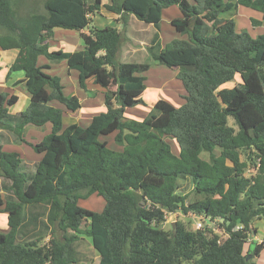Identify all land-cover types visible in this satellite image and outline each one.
<instances>
[{"label": "trees", "instance_id": "16d2710c", "mask_svg": "<svg viewBox=\"0 0 264 264\" xmlns=\"http://www.w3.org/2000/svg\"><path fill=\"white\" fill-rule=\"evenodd\" d=\"M28 3L0 0V49L17 51L9 78L23 73L15 87L24 85L32 98L25 111L12 114L18 96L0 93V214L9 228L0 232V264H78L83 222L99 264H258L264 241H251L246 252L245 245L257 233L253 223L264 220V35L238 32L235 20L223 15L243 6L263 15L262 22L252 20L259 27L264 0H202L198 6L188 0H43L46 14ZM174 6L182 17L170 24L187 39L163 48V12ZM102 9L117 16L116 25L90 28ZM131 17L156 29L147 48L151 63L119 60ZM56 29H90L82 34L84 49L51 51ZM40 57L49 65L40 66ZM61 63L78 73L89 96L96 95L88 81L105 90L107 111L88 126L64 129L65 111L53 105L70 113L82 108L79 97L65 94L61 78L47 72ZM153 64L178 69L185 104L159 100L143 120H126V109L144 104L143 75ZM237 75L240 84L222 88ZM47 124L51 133L40 142L26 140L27 127ZM113 134L120 152L100 140ZM167 138L177 142L178 156ZM7 144H25L42 159L31 165L4 151ZM185 180L198 200L188 203L181 193ZM92 195L104 199L102 212L79 206ZM175 213L196 214L205 225L164 231L166 215ZM206 221L227 238L209 237Z\"/></svg>", "mask_w": 264, "mask_h": 264}, {"label": "rangeland", "instance_id": "374dc122", "mask_svg": "<svg viewBox=\"0 0 264 264\" xmlns=\"http://www.w3.org/2000/svg\"><path fill=\"white\" fill-rule=\"evenodd\" d=\"M102 10L104 12V15L103 14L98 15V19H99L98 21L99 22L97 20H95L93 27L94 28H102V26H100V23L105 24V25H109V26H115L116 23L109 19L110 16H115V15L108 13L105 9H102ZM229 16H230V14H224L223 15V17L226 19H229L228 18ZM239 21H243V19L240 18ZM103 27H107V26H103ZM246 28H248L250 31H252L251 25L248 24V26ZM246 28L243 30H247ZM243 30L239 29L238 31H243ZM2 33H3V31L0 29V34H2ZM261 33H264V32H261ZM124 37H125V35H124ZM125 43H124V45L127 46V44H125ZM146 50L147 49H145V52H143L140 55H139L140 52H138L137 54L134 55V58H133V56H131L129 58V56L123 54L122 59L128 63H133V62H136V63L149 62V63H151L149 54ZM67 51H71V49L67 50ZM10 53H14V51H10ZM58 72L61 73L60 77H61L62 83L65 87V90H64L65 94L66 95H75V96L79 97L82 101V108L76 113L68 112L59 103L53 104L54 106L61 108L65 111L64 129L66 127H68L69 125L76 123V122L78 124H80L81 126L85 127V125H89L90 121L92 120V118L94 116L100 115L102 113H106L107 109L105 106V100H104L103 94L100 96H97L96 92L94 91V90H97V88H99L98 86H95L92 82L88 83V86L90 87L89 89L92 90V92L96 95V96L91 97V96H89L88 93H85V91H83L79 87L78 76L75 78L76 75H75L74 71L72 73L73 76H71V77H69L66 73H63L64 71L61 67L58 69ZM167 74L171 76L173 73L171 70L167 69L164 66H159V65H154V64L152 65V69L148 73H146V77H147L146 82H145L146 91L142 96L144 104L140 105L136 108L126 109L125 114H124V117L126 120H138V121L143 120L145 117L148 116L149 111L152 110L153 104L159 100L168 101L173 106L175 105L176 108H179V105H181V103H182L181 102L182 98H183L182 97V91L184 90V88L182 85H179L180 88L177 87L178 85L175 81V78L170 80V77L166 76ZM158 76H160V78ZM163 78H166L167 80H169V83L164 84V88H163V91H164L163 95H165V99L162 98V99L156 100L158 97L157 95H159L158 91L160 90ZM240 83H241V80H240V77L238 75L235 78L234 82L229 84L228 86L232 87V86L238 85ZM110 90H114V87H111ZM185 95H186V92H185ZM23 105L24 104L22 103L21 106H23ZM18 107H19V104L17 106L13 107L14 111H16L18 109ZM229 125L232 127H235L234 120L231 118L229 119ZM50 129H51L50 125H48V127L45 126L43 128H36L33 126H29V127H27V131L25 133V138L29 142H33V143L40 142L46 135L51 133ZM112 138H113V136L101 137L100 140L102 142H106L111 147L112 142H113V141H111ZM167 142L171 145L172 152L178 156L180 154L179 153L180 149H179L177 142L174 139H170V138H167ZM21 149L23 152L22 157L25 159V150H30V147L23 144ZM35 155H37V154H35ZM31 158L32 157L27 159V157H26V160L31 165L35 164V163H31V162H33V159H31ZM202 158L208 160V154H206V153L202 154ZM243 159H244V157H243ZM0 180H2V179H0ZM0 190H1V184H0ZM180 191H181V193H183L187 196V202L188 203L194 202V201L199 199L195 195L194 186L192 185V183L189 180H185V181L181 182V190ZM79 206L84 208V209H87V210H90V211H93L96 213H100L104 209L105 201L102 197H100L98 195H92L91 197H89L85 200H81L79 202ZM6 219H7L6 215L0 214V232L1 233L7 232L9 230ZM257 221H263V222L256 223L255 226L253 225V228L257 230V233H255L256 236L253 235L251 237V239L248 241V243L245 245V252L248 249V245L251 243V241L254 238H255L257 243H261L262 241H264V220H257ZM200 223H203V226L205 225L203 218L196 215V214H193V213H189L187 215H184L181 213L167 214L166 215V221L162 225V229L164 231H167V232L172 234L177 229L178 224H180L187 231L195 232L196 230L199 229L198 224H200ZM174 224H176L175 228L173 227ZM206 226H208V228H209L208 233H207L209 237L216 235L222 241H224L227 238L225 236V234H223L221 231H219L216 222H215V224H211V223L208 224V221H207ZM88 229H89V224L87 222L81 223L80 230L82 233H79V235H78L81 238V240L78 242V246H77L78 264H99V261H100L99 254L95 251V249L92 245V240H91L90 236L88 234H86ZM259 229H260V231H258ZM62 235H63L62 232H60L57 228L54 229V236L58 240H62ZM48 240H49V238L44 240V242H41V244L43 245ZM255 260L258 264H264V250L261 253L260 257L258 259H255Z\"/></svg>", "mask_w": 264, "mask_h": 264}, {"label": "crops", "instance_id": "0c3cea01", "mask_svg": "<svg viewBox=\"0 0 264 264\" xmlns=\"http://www.w3.org/2000/svg\"><path fill=\"white\" fill-rule=\"evenodd\" d=\"M27 1L29 2L28 3L29 5H27V6L31 7L32 11L35 8V9H38V11L40 13L46 14V10L44 8L43 0H27ZM34 1H37V2L34 3ZM188 1L192 5L198 6V2L200 3V1H202V0H188ZM225 1L227 2L229 0H225ZM23 13L25 14V6L23 7ZM102 14L104 15L103 10H101L95 16L92 17L93 23H92L90 28H93V24L95 23V20H97V21L99 20L98 15H102ZM110 14H112V13H110ZM112 15H114V14H112ZM181 17H182V14H181L179 8L176 6L171 7V8H169L163 12L162 23L160 25V40H161V45L163 48L166 47L173 40H186L187 39V36H182L181 34L177 33L175 31V29L170 24L173 19L181 18ZM228 18H232L235 20L237 31L239 29H242V30L245 29L249 24V25H251L252 31H250L248 28H246V29L249 31V33L251 34V36L253 38L258 37L259 35H264V33H261V32H264V23H263V25H261L259 27H254L252 25V20H257V21H261V22L263 21V15L257 11H254L252 9H249V8H246L243 6H239L237 11L235 13L230 14V16ZM240 18L243 19V21H239ZM109 19L111 21L115 22L117 19V16H110ZM100 26L103 27V26H109V25H105V24L100 23ZM117 27H119V25H117ZM155 32H156V29L154 28L153 25L145 24V23L137 20L135 17H131L130 25H129L128 30L125 33V37L123 39V45L121 47V51L119 54V60L122 63H128L122 59L123 54L129 56V58L131 56H133V58H134V55L137 54L138 52H140L139 55L142 54L143 52H145V49H147L148 46L150 45L149 43H151V40H152ZM238 32H241V31H238ZM82 34L89 35L90 29H86L83 31H71V30H64V29H56L54 31V38L49 42L50 50L51 51H58V50H64V51L66 50L67 51V50L71 49V51H68V52L81 51L84 49V42L82 39ZM124 43L127 44V46H125ZM16 56H17L16 50H14V53H10V51H2L0 49V93L7 92L10 95H17L19 98L18 103L15 105V106H17L19 104V107L16 111H14V108L11 109L12 114H17V113L25 111L27 109V107L30 105V103L32 102V98L29 95V93L26 91L24 85H19V86L15 87V83L17 81L24 79L23 73H21V72L13 73L9 78V68L13 64ZM45 59H46L45 57L39 58L38 63L40 66L49 65V62ZM133 63H136V62H133ZM60 67L63 69V71H64L63 73H66L69 77L73 76V74H72L73 71H70L68 69L66 63H61L59 65H51V69L47 70V72L53 76L60 77L61 73L58 72V69ZM166 68L171 70L173 73L171 76L168 74L166 76H169L170 80L175 78V81L178 85L177 87L180 88L179 85H182V84L176 78V76L178 74V69L168 68V67H166ZM151 69H152V67H151ZM74 73L76 75L75 76V78H76L78 76V73L75 71H74ZM143 76H146V73ZM158 77L160 78V76H158ZM61 81H62V79H61ZM89 82H92V81L87 82L88 90H90L89 89L90 87L88 86ZM233 82H231V83H233ZM168 83H169V80H167L166 78L162 79V84H161L160 90L158 91L159 95H157L158 97L156 100H159L162 98L165 99V95H163V93H164L163 88H164V84H168ZM231 83L224 85L222 88H233V87L237 86V85H234L232 87L228 86ZM99 88H97V90H94L96 92L97 96H100L105 92V90L103 88H101V87H99ZM90 91H92V90H90ZM182 97H183L182 101H181L182 103H181V105H179V107H181L185 104V99H184L185 90L182 91ZM80 101H81V99H80ZM22 103L25 106L24 105L21 106ZM81 103H82V101H81ZM150 111H149V113H150ZM48 125H50V124H47L46 126L48 127ZM85 126H88V125H85ZM50 128H51V125H50ZM25 131H27V128ZM111 136H113V138L111 139V141H113L112 146L110 147L108 144V147L114 151H118V152L122 151L123 148L117 146L114 143L115 134H113ZM22 145L7 144L4 146V151H6V152H17L22 157L23 156V152L21 149ZM26 157H27V159L32 157L31 159H33V162H31V163H37V162L41 161V159H42V155H38V154L35 155L31 148H30V150H25V159L23 157L22 158L25 161H27ZM0 179H2V178L0 177ZM1 182H2V180H0V184H1ZM1 215H3V214H1ZM4 215H6V214H4ZM7 221H8V218L6 219V222ZM259 222H263V221H255L253 223V225L255 226L256 223H259ZM258 231H260V229ZM252 241H256L255 238Z\"/></svg>", "mask_w": 264, "mask_h": 264}, {"label": "built area", "instance_id": "2783aa9c", "mask_svg": "<svg viewBox=\"0 0 264 264\" xmlns=\"http://www.w3.org/2000/svg\"><path fill=\"white\" fill-rule=\"evenodd\" d=\"M204 220V219H203ZM207 222V221H206ZM205 223V220H204ZM203 227V223L198 224V228L201 229Z\"/></svg>", "mask_w": 264, "mask_h": 264}, {"label": "water", "instance_id": "95a60500", "mask_svg": "<svg viewBox=\"0 0 264 264\" xmlns=\"http://www.w3.org/2000/svg\"><path fill=\"white\" fill-rule=\"evenodd\" d=\"M208 224H210V222L208 221ZM173 227L175 228L176 227V224L173 225Z\"/></svg>", "mask_w": 264, "mask_h": 264}]
</instances>
